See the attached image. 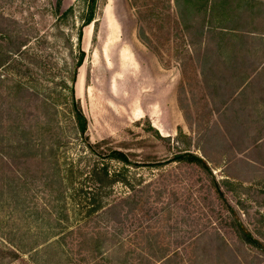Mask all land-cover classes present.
Masks as SVG:
<instances>
[{
    "label": "rangeland",
    "instance_id": "374dc122",
    "mask_svg": "<svg viewBox=\"0 0 264 264\" xmlns=\"http://www.w3.org/2000/svg\"><path fill=\"white\" fill-rule=\"evenodd\" d=\"M57 1L0 0V264H90L98 238L125 241L99 264H264V41L248 42L259 70L236 93L234 60L205 56L214 42L189 54L174 0H98L85 27L86 0ZM217 3L215 23L264 32V0ZM73 90L91 143L136 164L106 198L116 209L91 216L105 162L76 132ZM186 152L210 170L175 161Z\"/></svg>",
    "mask_w": 264,
    "mask_h": 264
},
{
    "label": "trees",
    "instance_id": "16d2710c",
    "mask_svg": "<svg viewBox=\"0 0 264 264\" xmlns=\"http://www.w3.org/2000/svg\"><path fill=\"white\" fill-rule=\"evenodd\" d=\"M87 1V9L86 14L83 19V27L90 25L95 21L97 4L98 0H86ZM176 8L178 10L177 20L175 21L176 28L183 33L182 38L186 43V47L188 45V52L191 56H198V52H194V48L196 44L202 42L207 45L208 43H215V51L211 52L209 55L206 54L209 58H218L225 61L234 60V68L238 72V85L236 86V93L242 91L250 80V76L253 73H256L259 69L258 67L248 69V64L253 56V50L249 46L248 42L253 39L260 38L261 41H264V32H256V31H244L237 32L229 27L222 25L223 23H215V21H225L229 18V14H225L222 12L216 11V6L219 4L217 0H185L192 7L186 11H183L182 0H174ZM63 0L57 1V12L61 13ZM224 5L225 3L222 2ZM182 8V9H181ZM73 7L66 10L62 15L67 16L69 13L73 12ZM139 21L141 24L145 22L144 16L140 14ZM140 28V27H139ZM257 33L258 36L256 35ZM84 32L80 31L78 36L79 45H82ZM142 37V36H141ZM80 58L78 59L77 68L82 66L85 60V51L80 47ZM242 60V61H241ZM239 61H241L239 63ZM241 68V69H240ZM246 68V69H245ZM76 74V71H75ZM74 74V75H75ZM204 76V72H201ZM74 77V81H75ZM72 118L74 124L76 126V132L84 143V148L92 155L98 157V160H104L105 163H102L101 166L98 164L92 169L90 172L91 177L97 184L96 192L90 198L91 208L89 209V215H95L102 211L116 209V203L108 202L106 200L107 196L111 188L117 183H123L125 185H129V181L125 175V170L129 167H134L136 164H133L128 155L120 150L116 149H105L102 142L93 144L91 143L88 137V128L89 122L84 114L81 106L79 105L78 99L76 97V92L73 90L72 92ZM106 160V161H105ZM176 162H187L190 164H194L200 168H203L209 171L208 163L201 157L193 154V153H183L175 157ZM107 162H117L121 164L122 167L117 170L112 171L109 168V163ZM238 231L242 236V239L257 248H262V243L255 239L252 233L247 229V227L238 220ZM139 232L134 231L133 235H137ZM113 238H115L113 236ZM92 239V237H91ZM106 240L98 238L96 244L91 247L90 254L93 259V262L90 264H99L95 260H97L98 255H101L100 260L108 261L109 255L113 253L115 249H120L125 245V241L121 243H117L115 245L109 244L105 245ZM107 244V243H106ZM154 256V255H152ZM149 257V256H148ZM153 259V258H152ZM165 259L167 261L170 258H167V254L162 255L160 260ZM126 261V260H125ZM127 264V261L125 262Z\"/></svg>",
    "mask_w": 264,
    "mask_h": 264
}]
</instances>
